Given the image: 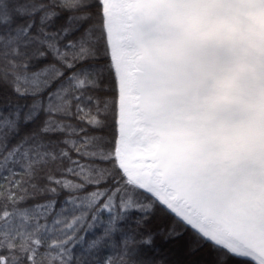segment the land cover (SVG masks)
Returning a JSON list of instances; mask_svg holds the SVG:
<instances>
[{
  "label": "snow or ice",
  "instance_id": "6c2138e0",
  "mask_svg": "<svg viewBox=\"0 0 264 264\" xmlns=\"http://www.w3.org/2000/svg\"><path fill=\"white\" fill-rule=\"evenodd\" d=\"M187 232L264 264V0H0V264H157Z\"/></svg>",
  "mask_w": 264,
  "mask_h": 264
},
{
  "label": "trees",
  "instance_id": "16d2710c",
  "mask_svg": "<svg viewBox=\"0 0 264 264\" xmlns=\"http://www.w3.org/2000/svg\"><path fill=\"white\" fill-rule=\"evenodd\" d=\"M41 183H43L41 181ZM67 193L62 192L59 196V200H63ZM47 197H38L37 200H44ZM37 200H28L27 203L29 205L37 202ZM138 216V213L135 211L128 214V219L122 222L121 227L128 228L134 227V220ZM162 214L157 213L153 216V218L148 222L145 227V230L155 231L159 228H167V226L171 223L170 220H164L161 218ZM108 218V213H103L101 217V222H98V225L94 227L90 231H85L81 233L85 240H91L101 235L103 232L104 223ZM113 239L117 242L120 241V234L117 233L114 235ZM194 241V237L191 232L185 233V235L178 240H165L162 236L157 235L155 238V244L152 249H142L140 259L145 260H156L157 264H192V261H199V264H211L213 260V255L209 249L205 248L203 251L198 252L195 256H193L189 252V247ZM76 254H79L80 248L77 247L75 250ZM119 253L113 249L112 247H103L99 249L96 254V259L102 262L107 257L116 258Z\"/></svg>",
  "mask_w": 264,
  "mask_h": 264
},
{
  "label": "rangeland",
  "instance_id": "374dc122",
  "mask_svg": "<svg viewBox=\"0 0 264 264\" xmlns=\"http://www.w3.org/2000/svg\"><path fill=\"white\" fill-rule=\"evenodd\" d=\"M177 264H178V262H177Z\"/></svg>",
  "mask_w": 264,
  "mask_h": 264
}]
</instances>
